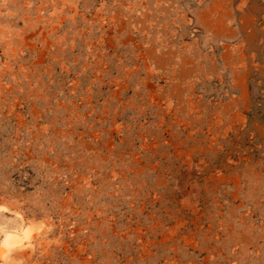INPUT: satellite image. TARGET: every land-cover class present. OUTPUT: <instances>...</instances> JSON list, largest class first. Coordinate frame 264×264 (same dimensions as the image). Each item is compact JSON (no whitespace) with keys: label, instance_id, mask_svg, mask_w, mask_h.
I'll list each match as a JSON object with an SVG mask.
<instances>
[{"label":"rangeland","instance_id":"obj_1","mask_svg":"<svg viewBox=\"0 0 264 264\" xmlns=\"http://www.w3.org/2000/svg\"><path fill=\"white\" fill-rule=\"evenodd\" d=\"M0 264H264V0H0Z\"/></svg>","mask_w":264,"mask_h":264}]
</instances>
